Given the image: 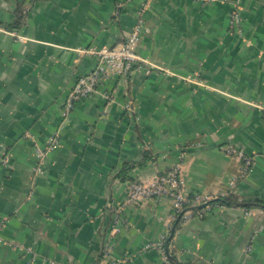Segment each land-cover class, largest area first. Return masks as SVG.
Here are the masks:
<instances>
[{
  "label": "crops",
  "instance_id": "1",
  "mask_svg": "<svg viewBox=\"0 0 264 264\" xmlns=\"http://www.w3.org/2000/svg\"><path fill=\"white\" fill-rule=\"evenodd\" d=\"M138 10L136 51L171 72L113 76L64 117L97 61L83 49L121 42ZM178 160L186 194L245 203L176 224L169 197L124 204L108 264H264V0H0V264H107L128 180Z\"/></svg>",
  "mask_w": 264,
  "mask_h": 264
},
{
  "label": "built area",
  "instance_id": "2",
  "mask_svg": "<svg viewBox=\"0 0 264 264\" xmlns=\"http://www.w3.org/2000/svg\"><path fill=\"white\" fill-rule=\"evenodd\" d=\"M118 13L119 11L116 10L115 14L117 15ZM136 17L132 30L121 42L111 46H103L100 48L89 47L83 49L86 53L96 55L97 61L90 71L79 75L72 86L68 89L62 105V113L64 117L71 112L78 101L95 93L101 84L105 83L113 76L129 75L132 71L138 69L143 70L145 73H149L153 70H162L166 73L171 72L169 68L153 62L148 57L140 55L136 51V46L141 34L147 30L142 21L141 11H137ZM229 25L233 30L240 33L241 17L236 9H234L229 15ZM105 97L109 98L110 94L105 93ZM123 106L126 110L132 109L130 101H126ZM58 144V133L56 132L49 137L45 149L36 150L38 163H43L46 153L55 149ZM220 148L227 154H235L241 158L243 166L242 171H246L251 165V156L232 142L221 144ZM5 160H7L6 157ZM38 170H40L39 166ZM151 197H169L171 199L175 223H179L192 214L203 215L214 205V202L209 201L210 199L206 196L199 194H186L184 192L181 160L172 163L166 171L156 174L153 178H133L128 180L125 188L124 201L115 209V214L110 223L108 235L109 241L105 242L103 248L102 253L103 257L107 260V264L108 262L113 263L117 260L111 259L110 257V239L119 231L121 225L117 212L124 204L136 205ZM215 204L220 203L217 202ZM12 244L15 245L16 242H13ZM157 247L160 250L162 259L167 263V242L163 237L157 242ZM248 248L249 247H247V249Z\"/></svg>",
  "mask_w": 264,
  "mask_h": 264
},
{
  "label": "trees",
  "instance_id": "3",
  "mask_svg": "<svg viewBox=\"0 0 264 264\" xmlns=\"http://www.w3.org/2000/svg\"><path fill=\"white\" fill-rule=\"evenodd\" d=\"M215 200L217 202H220L221 204H224V205H235V204H243V203H245L243 201H241V202L238 201L235 198V196H233V194L230 193V192L225 194V195H223V196H220V197H218L216 199H210L209 201H215ZM246 204H249V202H246ZM256 204L264 206V201H258ZM166 242H168V240Z\"/></svg>",
  "mask_w": 264,
  "mask_h": 264
},
{
  "label": "water",
  "instance_id": "4",
  "mask_svg": "<svg viewBox=\"0 0 264 264\" xmlns=\"http://www.w3.org/2000/svg\"><path fill=\"white\" fill-rule=\"evenodd\" d=\"M176 224V223H175ZM175 224L173 225V229L175 228Z\"/></svg>",
  "mask_w": 264,
  "mask_h": 264
}]
</instances>
